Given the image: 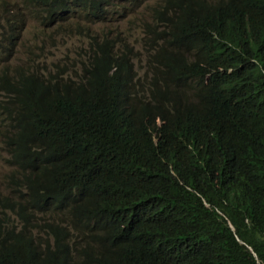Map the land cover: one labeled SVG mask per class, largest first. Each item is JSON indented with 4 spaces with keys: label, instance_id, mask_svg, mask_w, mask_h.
I'll return each mask as SVG.
<instances>
[{
    "label": "trees",
    "instance_id": "16d2710c",
    "mask_svg": "<svg viewBox=\"0 0 264 264\" xmlns=\"http://www.w3.org/2000/svg\"><path fill=\"white\" fill-rule=\"evenodd\" d=\"M24 2L26 62L0 5L6 221L52 264H264V0ZM78 7L89 49L41 62Z\"/></svg>",
    "mask_w": 264,
    "mask_h": 264
},
{
    "label": "clouds",
    "instance_id": "9594fccd",
    "mask_svg": "<svg viewBox=\"0 0 264 264\" xmlns=\"http://www.w3.org/2000/svg\"><path fill=\"white\" fill-rule=\"evenodd\" d=\"M117 2V0H116ZM80 9L79 17H82L86 21H92L95 18L90 17L91 13L87 7H78ZM114 9L109 6H98V16L96 18H113L115 13ZM69 21L68 30L71 28V22ZM66 22V21H65ZM62 22L63 26L65 27L64 23ZM117 25H120L124 28H129L128 22L123 23H109L108 28H115ZM59 25L50 29L51 31L58 29ZM62 30H59V34H61ZM134 33H138L139 31H135ZM64 36V34L59 35L57 37V42L55 44L58 45L59 40ZM136 36V37H138ZM36 44V42H35ZM55 45L52 47V59H41V62H53L57 59V56L54 53ZM34 49L36 53L40 54L38 48ZM76 51L74 52V56L67 55L63 58H67L68 56L76 57ZM140 51L144 53V50L140 48ZM145 59V56H143ZM0 164L2 170L0 171V185L3 180L4 175L8 172V168L3 162V158L0 157ZM6 202H3L0 205V261L2 263L12 262L13 264H52L48 258L46 253L45 246L36 238L34 233H31L26 227L17 223V222H7L6 215L4 213L3 207H6Z\"/></svg>",
    "mask_w": 264,
    "mask_h": 264
},
{
    "label": "rangeland",
    "instance_id": "374dc122",
    "mask_svg": "<svg viewBox=\"0 0 264 264\" xmlns=\"http://www.w3.org/2000/svg\"><path fill=\"white\" fill-rule=\"evenodd\" d=\"M3 0H0V5L2 3ZM6 1H10V0H6ZM15 4L18 5V7L20 8L21 11H23V13L26 16V20L27 23L23 26L22 31H21V35L23 36V43L20 46L21 52L19 54V57L21 59L22 62H26L28 59V54H29V48L31 45V41H33V37H31L30 33H34V25L36 24V16L33 13V9H31L30 7H28L24 0H13ZM145 7H140V9H143ZM80 15V9L76 8V10L74 11L73 17H71L70 19L73 20V24H74V30L72 32V36L71 33L69 32V30L67 29L69 26V21H66L64 23L65 28L64 30H62L61 34H64V36L59 40L58 45L54 48V53L57 56V61L60 60H64L63 57L67 56V55H72L74 56V52L75 50L83 53L81 51V48H85V49H89V37L82 35L76 25L78 22H82L84 23V25L89 24V21H86L85 19H83L82 17H79ZM95 27L98 28H108L107 26H103V25H96ZM135 36H138V33H135ZM2 170L1 164H0V171Z\"/></svg>",
    "mask_w": 264,
    "mask_h": 264
}]
</instances>
